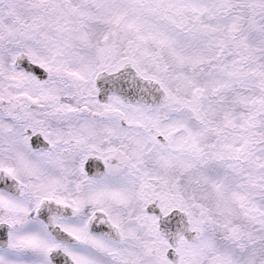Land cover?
<instances>
[{
  "label": "snow or ice",
  "instance_id": "1",
  "mask_svg": "<svg viewBox=\"0 0 264 264\" xmlns=\"http://www.w3.org/2000/svg\"><path fill=\"white\" fill-rule=\"evenodd\" d=\"M0 264H264V0H0Z\"/></svg>",
  "mask_w": 264,
  "mask_h": 264
}]
</instances>
